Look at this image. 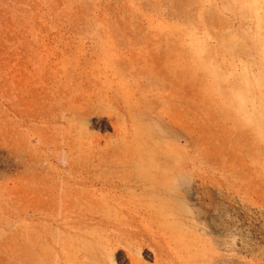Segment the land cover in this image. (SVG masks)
<instances>
[{
  "label": "rangeland",
  "instance_id": "1",
  "mask_svg": "<svg viewBox=\"0 0 264 264\" xmlns=\"http://www.w3.org/2000/svg\"><path fill=\"white\" fill-rule=\"evenodd\" d=\"M132 218L162 264H264V0H0V264Z\"/></svg>",
  "mask_w": 264,
  "mask_h": 264
},
{
  "label": "bare ground",
  "instance_id": "2",
  "mask_svg": "<svg viewBox=\"0 0 264 264\" xmlns=\"http://www.w3.org/2000/svg\"><path fill=\"white\" fill-rule=\"evenodd\" d=\"M145 66L146 65L144 64V66L141 67ZM152 171L154 172L150 171L141 174L143 175L141 176L143 179L139 178V181H146L144 183L148 184V187H140V192H135V196L142 194V196H145L152 203H155L156 201L159 203L163 202V204L156 209V214L160 218L164 219L171 215L176 217V213L168 210L169 206L165 205L164 201H166L165 198L167 196L173 201L172 206H177V204L183 201L177 193V190L179 189L178 182H163L164 174L167 171L164 164H155ZM135 180L129 178L125 181L127 182L126 184L133 185L138 181ZM165 210L166 214L163 213ZM131 221L132 223L129 227V232L110 231L101 224L92 222L91 226L79 234L77 240L69 243L64 241L59 247L63 250L62 252L65 250L73 251L74 249L83 252L84 256L88 259L86 264H146L143 261L142 256L143 258L154 256V264H162L161 253L159 252L158 247L155 245L152 246L147 242L149 239L147 229L145 227L140 229L139 225L135 224L136 218H132ZM134 231H136V233H134ZM128 237L136 240V248L128 249V251L125 252L120 248L121 239H127ZM82 242L85 243L86 246L83 247Z\"/></svg>",
  "mask_w": 264,
  "mask_h": 264
}]
</instances>
